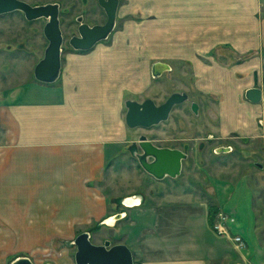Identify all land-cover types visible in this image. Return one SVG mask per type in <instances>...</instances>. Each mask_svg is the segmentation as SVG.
Instances as JSON below:
<instances>
[{"label": "crops", "instance_id": "1", "mask_svg": "<svg viewBox=\"0 0 264 264\" xmlns=\"http://www.w3.org/2000/svg\"><path fill=\"white\" fill-rule=\"evenodd\" d=\"M203 2L171 0L168 8L177 15V28L186 23L193 26L190 29H206L207 61H216L212 51L223 47L225 54L234 52L233 60L245 62L234 69L206 64V93H218L220 98L217 106H209L218 120L213 132L226 138L234 133L242 138L260 136L263 108L246 103L242 95L252 86L253 76L264 74V53L259 54L264 52V0ZM99 46L62 57L61 76L54 84L5 88L0 82V264H37L29 252L35 250L36 239L51 236L37 224L44 228L55 216L60 222L58 236H65L68 195L81 201L75 204L80 214L84 191L95 194L100 204L95 185L104 175L109 152L114 144L134 142L131 136L143 132L128 127L124 110L126 101H140L150 86L146 65L140 69L145 51L140 43L129 44L123 38ZM225 54L219 57L228 58ZM156 64L170 67L162 61ZM156 64L151 77L159 79L169 69ZM154 69L160 71L158 76ZM254 182L250 177L243 186H215L218 198L212 204L235 215L232 232L244 238L242 249L214 232L210 206L202 201L179 200L152 209H145V202L121 205L122 199L136 196L132 194L117 198V211L102 217L97 226L106 221L102 227L116 229L123 222L126 233L116 244L130 247L135 264H264ZM132 209L139 210L136 218L129 215ZM124 211L122 219L111 221Z\"/></svg>", "mask_w": 264, "mask_h": 264}, {"label": "rangeland", "instance_id": "2", "mask_svg": "<svg viewBox=\"0 0 264 264\" xmlns=\"http://www.w3.org/2000/svg\"><path fill=\"white\" fill-rule=\"evenodd\" d=\"M24 1L34 6L48 3L60 4L65 59L69 54L88 53V51L74 50L69 43L74 35L79 34V18L90 26L105 24L107 21V15L97 0ZM170 1L120 0L117 27L108 40L98 45L104 48L111 46L118 38L127 39L129 44L140 43V48L145 51L143 53L146 56V62L141 60L140 69L144 70L146 65L147 82L150 85L147 92L139 96L141 100L151 98L157 104H161L175 92H186L189 95V101L176 106L168 121L158 128L140 132L160 146H177L186 152L188 158L184 161L182 174L160 183L141 167L138 159L141 153L138 150V143L129 141L114 144L106 161L104 175L95 185L97 192L92 191L99 194L101 203L96 202L94 198L96 195H92L91 191H84L82 195L84 205L80 214L79 205L75 204L81 201L68 195L65 207L66 221L62 223L65 236H58L60 222L54 221L55 216L52 217V221L45 223L44 228L41 224H37L38 229L44 234L47 235L48 230L51 231V236L36 239L35 250L29 252L37 264L46 262L76 264L77 247L72 243L84 231H90L95 244H104L106 240L112 241V244L122 241L126 233L123 222L116 229L108 227L98 229L97 226L102 217L117 211L115 203L117 198L121 199L132 194L142 195L145 209H152L158 204L169 207L179 200L202 201L207 202L210 207H215L212 204L217 202L218 198V187L215 188V186L226 183H234V186L237 183L243 186L248 184L251 174L252 178L255 177L253 182L256 205L259 208L258 229L261 244L264 246V184L257 183L262 181V172L252 166L257 156L252 159L247 158L246 155H251L252 148L243 144L242 146L237 144L235 153L237 155H216L212 149L217 143H208L206 140L210 130L206 125V109L211 105L217 106L220 101L218 93H206V64L234 69L245 62L233 60L235 56L231 51L226 52L228 58L219 57L222 53L225 54L223 47H217L215 51H212L216 61H207L206 29H190L193 26L186 23L179 25L183 29L177 28L174 22L177 15H172L168 8ZM192 1L196 5H202L203 1L206 3V0ZM45 24V19L28 21L20 11L0 16V55L2 57L0 82L3 87L27 86L32 83L38 85L39 82L34 77V68L44 57L49 44L44 35ZM262 53H264L263 50H260L259 54ZM250 57L248 55V58ZM158 61L168 64L172 69L166 71L161 78L155 79L151 77V66ZM263 76L264 74L262 78ZM193 102L198 103L201 108L199 115L192 110ZM126 112L127 109L124 110V113ZM138 136H131V140L132 138L136 140ZM202 144L204 147L201 149ZM259 157H264L263 145L259 150ZM138 211L132 209L129 215L136 218Z\"/></svg>", "mask_w": 264, "mask_h": 264}, {"label": "water", "instance_id": "3", "mask_svg": "<svg viewBox=\"0 0 264 264\" xmlns=\"http://www.w3.org/2000/svg\"><path fill=\"white\" fill-rule=\"evenodd\" d=\"M98 3L106 12L107 21L105 24L90 26L79 18V35L73 36L69 41L76 51L92 50L97 44L108 40L117 27L120 0H98ZM15 11L22 12L28 21L46 20L44 35L49 44L44 57L35 67L34 77L41 83H56L61 76L64 51L60 4L48 3L34 6L24 0H0V16ZM161 65L171 70L164 64H156L155 67H161ZM156 70L154 69V73L155 76H158L160 71ZM247 97L254 103H259L262 100V91L250 89L247 92ZM189 99L186 92H175L161 104H157L151 98L143 102L128 100L125 104L127 109L126 123L131 129H151L168 121L175 107L188 102ZM191 107L193 112L199 115V104L193 102ZM139 146L142 151L138 155L139 162L151 176L158 180H164L167 177L177 178L182 174L184 161L188 158L184 151L157 146L145 135L140 137ZM120 203L124 206L134 207L144 203V197L136 195L124 198ZM125 215L124 211L123 214L113 217L111 221L116 223ZM105 222L102 225H105ZM102 225L100 224L98 229ZM73 244L77 247L76 264H135L130 247L121 243L112 244L110 240H106L104 244H95L90 232L81 233Z\"/></svg>", "mask_w": 264, "mask_h": 264}, {"label": "flooded vegetation", "instance_id": "4", "mask_svg": "<svg viewBox=\"0 0 264 264\" xmlns=\"http://www.w3.org/2000/svg\"><path fill=\"white\" fill-rule=\"evenodd\" d=\"M96 25H98V24H96ZM79 26H80V24H79ZM79 26H78V31H79ZM261 78L262 77H258L257 75L253 76V82H252L253 84H252L251 87H249L248 89L245 90V92L242 95V97H243L242 100H244L246 103H250L252 105H260V106H262V108H263L262 112L263 113L260 116L261 118L259 120V125H260V127L262 129V134L260 136H254V137H249V138H242L238 133H234V134H232L231 136H229L227 138L226 137H220V135H218L215 132H213V128H214L215 125L218 124V122H217L218 120H217V118L213 117L214 115L211 114V108L208 107L206 109V125L210 128V130L208 132V136L206 137V140L208 141V143H217V145L215 147H213V149H212L214 154H216V155L222 154L224 156L225 155L226 156H228V155L234 156V154L237 151V148H236L237 144L240 145V146H242V144H243V145H246L248 147H251L252 148L251 149L252 150L251 151V155L247 154L246 156H247V158H250V159H252L254 156L255 157L257 156V159L255 160L256 163H255V161H253L254 165H252V166L257 167V169H259L262 172V176H261L262 177V181L257 182V183H261L262 182L264 184V182H263L264 181V157H259L258 158V153H259L260 148L262 147V145L264 147V76H263L262 79ZM250 89H260L262 91V100L259 103H254L253 101H251L247 97V92ZM143 101H140V102H143ZM160 126H161V124L158 125V126H155V128H158ZM153 128H151V129H153ZM137 129L148 130V129H142V128H137ZM142 135L143 134H140L137 137V139L133 142V143H138L137 144V146L139 148L138 150L141 153H142V151H141L140 146H139V140H140V137ZM149 140L153 141L152 139H149ZM153 143H155V142L153 141ZM156 145L160 146L158 144H156ZM134 147L137 148L136 145H134ZM160 147H169V148H173V149L182 150L180 147H177V146H172V147H170V146H160ZM200 147L202 149L204 147L203 144ZM235 155H237V154H235ZM241 173H242V169H241V172H239V174L241 175ZM244 173H246V172H244ZM250 177H251L252 181L255 180V177L252 178V174H251V176H249V179H250ZM166 179H174V178L167 177L164 180H166ZM156 180H158V179H156ZM164 180H158V181H164Z\"/></svg>", "mask_w": 264, "mask_h": 264}, {"label": "built area", "instance_id": "5", "mask_svg": "<svg viewBox=\"0 0 264 264\" xmlns=\"http://www.w3.org/2000/svg\"><path fill=\"white\" fill-rule=\"evenodd\" d=\"M237 219L234 214L219 211L215 223L213 225L214 232L221 236L226 237L234 242L237 248H245V241L241 234H234L232 226L235 225Z\"/></svg>", "mask_w": 264, "mask_h": 264}, {"label": "trees", "instance_id": "6", "mask_svg": "<svg viewBox=\"0 0 264 264\" xmlns=\"http://www.w3.org/2000/svg\"><path fill=\"white\" fill-rule=\"evenodd\" d=\"M218 212H219V210H217L216 207H210V209H209V217H210L211 226L214 225Z\"/></svg>", "mask_w": 264, "mask_h": 264}]
</instances>
